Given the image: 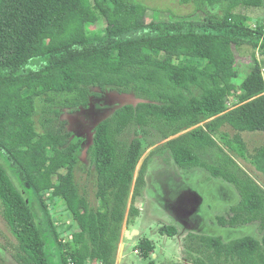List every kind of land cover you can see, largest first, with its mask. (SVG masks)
Returning <instances> with one entry per match:
<instances>
[{"label":"trees","instance_id":"trees-1","mask_svg":"<svg viewBox=\"0 0 264 264\" xmlns=\"http://www.w3.org/2000/svg\"><path fill=\"white\" fill-rule=\"evenodd\" d=\"M180 2L205 12L203 20L147 23V8L132 0H0V156L25 194L0 163V204L18 243V264H115L127 212L129 218L139 215L134 201L145 187L146 163L136 178L135 173L150 135L167 140L164 148L179 168L204 169L235 188L239 201L216 222L225 228L257 223L261 239L247 236L232 249L243 256L260 252L264 264V190L221 147L247 158L240 133L264 131L260 65L255 60L237 85L233 50L247 44L264 56V26L249 27L248 16L238 12L262 8L264 0ZM101 21L103 31L88 29ZM91 89H115L146 101L119 107L94 129L86 153L96 208L75 181L83 140L68 133L64 122L55 125L61 110L86 109L91 97H100ZM230 94L239 105L227 111ZM39 97L45 99V115L52 116L45 118L42 134L33 119ZM130 128L137 130L135 137L124 140ZM210 151L216 152L213 163L201 158ZM250 161L264 174V146ZM60 171L65 173L54 183ZM45 195L61 199L75 221L70 243L59 238ZM159 233L178 235L174 226H162ZM198 242L215 252L227 248L221 237L201 236ZM135 250L149 259L155 246L144 238Z\"/></svg>","mask_w":264,"mask_h":264},{"label":"rangeland","instance_id":"rangeland-1","mask_svg":"<svg viewBox=\"0 0 264 264\" xmlns=\"http://www.w3.org/2000/svg\"><path fill=\"white\" fill-rule=\"evenodd\" d=\"M136 1L147 8L145 21L156 25L174 24L182 21L201 22L205 12L197 11L191 4H182L180 0H132ZM238 12H242L248 16L247 25L252 28L264 26V7L247 9L239 8ZM89 30L103 31L104 22L96 23L88 27ZM236 61L240 70V76L235 83L240 85L247 74L249 73L252 64L256 60L260 65L262 78L264 80V56L260 50L253 48L250 45L233 47ZM194 63V62H192ZM91 92L99 94L100 97H91L89 106L86 109L76 110H61L58 121L65 123V129L72 136L80 135L86 141L85 149L81 153L78 164L75 168V181L78 185L79 193L86 197L90 205L94 208L98 203L95 199V181L94 169L89 163L86 148L90 146L91 139L94 134L96 123L108 117L118 107L125 104H136L138 101L134 95L121 94L115 89H91ZM128 95V96H127ZM264 95V93L262 94ZM59 100V97L56 98ZM255 99V98H253ZM248 100L247 102L252 101ZM239 105L238 99L230 94L226 99V110H232ZM45 99L39 97L35 101L34 122L35 129L38 134H42L45 118L52 117L44 113ZM83 119L91 120V124L83 127ZM206 122H203L195 127H202ZM79 127V128H78ZM81 130L83 133L81 134ZM222 130L230 135H235L236 132L229 126H224ZM137 130L130 128L123 135L124 140H132L135 137ZM245 142L247 149V158H241L238 154L231 152L227 148L224 151L231 156L240 168L247 173L259 186L264 190V174L257 172L250 161L251 155L256 149L264 146V131L259 132H243L240 133ZM167 140H160L157 135H150L143 140L142 157L136 169L135 178L137 176L140 165L146 163V190L152 195L154 201L141 202L136 198L134 201L135 207L143 209L136 218H129L128 212L125 220L126 226H122L118 250L116 252L115 264H148L153 260L155 264H262V254L259 252L256 256H243L235 253L232 248L238 240L247 236H252L257 240L261 239V233L257 224L240 227L238 229H223L216 223V215H223L227 212V202L224 196L231 193L233 200L230 205L236 204L239 201L237 191L232 185L227 184L223 180H215L209 176L204 169L198 170H183L179 168L173 161L169 151L164 148ZM215 151H210L206 156H201L203 161L213 163ZM0 163L5 166L12 181L21 189L13 172L8 168L4 159L0 156ZM65 171H60L54 178V183H57ZM144 175V178H145ZM150 186V188L148 187ZM144 187V188H145ZM23 193V189H21ZM188 194V195H187ZM193 194L201 196L203 204L200 212L195 218L196 231L186 232L183 227L179 226L180 234L170 238L163 236L159 230L164 225L168 224L165 217L166 214L161 210L164 199L168 198L173 202H183L187 196ZM23 195H25L23 193ZM150 195V196H151ZM152 197L150 199H152ZM141 198V197H140ZM46 204L52 224L59 235V238L66 244L71 241V234L77 231V225L72 216L67 212L64 202L61 199L51 200L49 195H45ZM49 199V200H48ZM138 204L136 205V203ZM163 203V204H162ZM176 203V204H177ZM132 204V193L128 200L127 211ZM159 205V206H158ZM172 206H175L172 205ZM211 207V208H209ZM137 208V207H136ZM172 207H169V209ZM134 223V224H133ZM129 225L139 230V235H132L129 232L132 230ZM194 229V228H193ZM201 236H220L224 239L226 250L223 253L215 252L210 245L198 242ZM148 239L154 243L155 250L150 254L149 259L140 257L135 249L139 241ZM185 242L187 245L185 246ZM230 242L231 245H230ZM204 247L202 250V246ZM231 250L228 251V248ZM261 248V246H260ZM216 253H219L218 256ZM18 243L11 235L6 222L2 216V206L0 204V259L3 264H18ZM86 264H97L95 261H88Z\"/></svg>","mask_w":264,"mask_h":264},{"label":"crops","instance_id":"crops-1","mask_svg":"<svg viewBox=\"0 0 264 264\" xmlns=\"http://www.w3.org/2000/svg\"><path fill=\"white\" fill-rule=\"evenodd\" d=\"M198 169H201V168H195V169H191L192 171H194V170H198ZM207 172V171H206ZM208 173V172H207ZM210 176V175H209ZM211 177V176H210ZM145 179L147 180V178H146V175H145ZM213 179H215V178H213ZM215 180H220V179H215ZM228 184V183H227ZM230 185V184H229ZM146 187H147V183H146ZM146 187L145 188H143V190H142V192H141V198L139 197V201H141V202H145V205H143V207L142 208H144V206H146V204H147V201L149 200V201H154V198L152 197V195L151 194H149V192L146 190ZM149 188H150V186H148ZM151 195V196H150ZM188 195V194H187ZM191 196H194V197H196V207H195V211L191 214V215H188V216H185V217H183V216H181V214L178 212V211H175V210H172L171 208L169 209V207H171V203H172V200H170V199H168V198H166V199H164V203L165 204H163L162 205V208H161V210L164 212V214H166L165 215V217H166V219H167V221L166 222H168V224H170V225H164V226H174L176 229H177V232L180 234V228H179V226H181V227H183V229H185L186 230V232H191V231H193V232H199V231H196V228L194 227L195 226V223H192L191 221H196L195 219H193V220H191V221H189V218L190 217H192V216H194V215H196V217H194V218H197V216H198V214H199V212H200V208H201V205L203 204V198L201 197V196H199V195H196V194H193V195H191ZM191 196H187V198L185 199V201H183L182 203L184 204V203H186L187 201L186 200H188V199H190V197ZM152 197V199H150ZM224 199H225V201L227 202L226 204H228V206H227V212L225 213V214H223V215H216V218L217 217H219V216H227V213H228V210H229V208L231 207V206H233V205H235V204H233V205H230V202L233 200V196L231 195V193L229 192V193H227V196L225 195L224 196ZM155 203H156V201H154ZM138 204V202L136 203V205ZM157 204V203H156ZM182 204V205H183ZM182 205H179L180 206V208H181V206ZM159 206V205H158ZM137 208H138V206H136ZM209 208H211V207H209ZM140 209V211H142L143 209H141V208H138V210ZM139 216H140V214H139ZM126 218V217H125ZM138 218V217H137ZM184 220L185 222H181V220ZM125 223L124 224H127V221L125 220L124 221ZM217 223V222H216ZM134 224V223H133ZM253 224H257V223H253ZM218 225V224H217ZM251 225V224H250ZM123 226H126V225H123ZM130 227H131V231L129 232L130 234H132L134 231L136 232V234L135 235H139V230L138 229H136V228H134V227H132L133 225H129ZM219 226V225H218ZM246 226H248V225H246ZM220 227V226H219ZM242 227H244V226H242ZM194 228V229H193ZM221 228H223V229H226L225 227H221ZM228 228V227H227ZM238 228H240V227H238ZM238 228H228V229H232V230H234V229H238ZM176 237V236H175ZM217 237H220V236H217ZM222 238V237H221ZM223 239V238H222ZM223 241H224V239H223ZM186 243V242H185ZM137 254H138V251H135ZM119 263V262H118ZM118 263H116V264H118Z\"/></svg>","mask_w":264,"mask_h":264},{"label":"water","instance_id":"water-1","mask_svg":"<svg viewBox=\"0 0 264 264\" xmlns=\"http://www.w3.org/2000/svg\"><path fill=\"white\" fill-rule=\"evenodd\" d=\"M130 95H133V94H130ZM128 96V95H127ZM135 97V96H134ZM136 98V97H135ZM136 100L138 101L136 104H138V103H145L146 101L145 100H142V99H138V98H136ZM136 104H125V105H136ZM125 105H122V106H125ZM122 106H120V107H122ZM119 108V107H118ZM117 108V109H118ZM116 110V109H115ZM114 110V111H115ZM113 111V112H114ZM112 112V113H113ZM111 113V114H112ZM109 117V116H108ZM108 117H104L103 119H101V120H99L97 123H96V125H95V127L100 123V122H102L103 120H105V119H107ZM93 136H94V134H93ZM93 136H92V139H93ZM91 139V140H92ZM187 202L186 203H181L180 205H182L181 206V208H179L178 210H175V211H178L180 214H181V216H183V217H185V216H188V215H191L194 211H195V205H196V197H194V196H191L190 197V199H188V200H186ZM136 234V232L134 231L133 233H132V235H135Z\"/></svg>","mask_w":264,"mask_h":264},{"label":"flooded vegetation","instance_id":"flooded-vegetation-1","mask_svg":"<svg viewBox=\"0 0 264 264\" xmlns=\"http://www.w3.org/2000/svg\"><path fill=\"white\" fill-rule=\"evenodd\" d=\"M83 122H84V124H82V126L85 128V127H87L88 125H90L91 124V120L89 121V120H86V119H83ZM79 128V127H78ZM83 133V130H81V134ZM74 137H77V138H79V139H82L83 140V151H84V149H85V144H86V140L83 138V137H81L80 135H78V136H74ZM91 142H92V140H91ZM88 148V147H87ZM86 148V149H87ZM82 151V152H83ZM80 158V157H79ZM177 202H173L172 201V203L170 204L171 205V207L173 208V210H178L179 208H180V204L182 203V202H178L177 204H176ZM175 204V206H172V205H174ZM194 217H196V215H194V216H192V217H190L189 218V221H191V220H193V219H195ZM181 222H185L183 219L181 220Z\"/></svg>","mask_w":264,"mask_h":264}]
</instances>
